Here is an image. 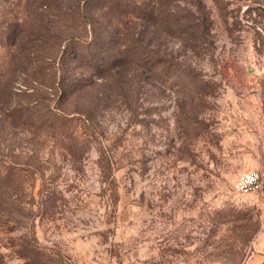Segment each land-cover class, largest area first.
Returning <instances> with one entry per match:
<instances>
[{"label": "rangeland", "instance_id": "obj_1", "mask_svg": "<svg viewBox=\"0 0 264 264\" xmlns=\"http://www.w3.org/2000/svg\"><path fill=\"white\" fill-rule=\"evenodd\" d=\"M264 0H0V264H264Z\"/></svg>", "mask_w": 264, "mask_h": 264}, {"label": "built area", "instance_id": "obj_2", "mask_svg": "<svg viewBox=\"0 0 264 264\" xmlns=\"http://www.w3.org/2000/svg\"><path fill=\"white\" fill-rule=\"evenodd\" d=\"M233 190L241 195L264 191V170L257 169L241 173L233 184Z\"/></svg>", "mask_w": 264, "mask_h": 264}, {"label": "crops", "instance_id": "obj_3", "mask_svg": "<svg viewBox=\"0 0 264 264\" xmlns=\"http://www.w3.org/2000/svg\"><path fill=\"white\" fill-rule=\"evenodd\" d=\"M254 170H257V169H254ZM249 171H251V170H249ZM247 172V171H246Z\"/></svg>", "mask_w": 264, "mask_h": 264}]
</instances>
